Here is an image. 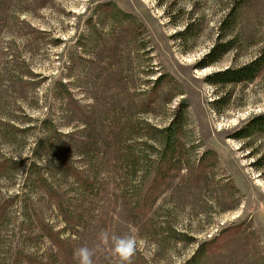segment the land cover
<instances>
[{
	"label": "rangeland",
	"instance_id": "1",
	"mask_svg": "<svg viewBox=\"0 0 264 264\" xmlns=\"http://www.w3.org/2000/svg\"><path fill=\"white\" fill-rule=\"evenodd\" d=\"M235 1L0 0V158L25 160L0 170V205L14 201L0 215V264H79L81 247L93 264H120L102 232L136 236L131 264H264V168L255 163L264 138L252 150L230 137L264 113V73L230 87L221 110L211 105L221 90L205 82L264 47V0L243 8L231 52L196 67ZM189 23L197 36L186 41ZM161 72L171 77L146 109ZM175 116L184 123L174 167L142 213L161 155L156 130ZM208 151L215 165L197 179Z\"/></svg>",
	"mask_w": 264,
	"mask_h": 264
},
{
	"label": "trees",
	"instance_id": "2",
	"mask_svg": "<svg viewBox=\"0 0 264 264\" xmlns=\"http://www.w3.org/2000/svg\"><path fill=\"white\" fill-rule=\"evenodd\" d=\"M249 1H257V0H237L235 1L231 7L229 8L228 13L226 14L225 18L221 21L220 30H222V34L219 40L214 44L213 48L205 55L203 59L196 65L197 68H206L207 66L217 64L220 60L229 52H231L235 48L236 40L229 39L231 33L234 31V26L236 25L237 20L241 17V12L243 8L248 5ZM103 9L105 11H110L111 18L114 21H127L125 16H122L120 13H115L113 9H111V4H104ZM107 11V12H108ZM195 24L189 23L187 24L183 31L180 33V36L186 41L190 39H194L197 36L196 32H193L192 29L194 28ZM189 37V39H188ZM190 42V41H189ZM264 73V47L260 50L257 56L253 58L249 63L235 66V67H227L221 69L220 71L213 72L208 74L205 78V82L213 85L217 90H221L222 95L215 99L211 105H213L216 109L222 108V104H226V107L229 106V101L232 98V93H230V87H236V85L243 84V85H250L255 80L260 78ZM28 76L31 77L33 73L31 71L27 72ZM170 74L166 72H161V74L157 77L156 80L149 81L148 87V98L146 101V105L144 107L151 108L152 104L157 100V98L162 93V89L164 85L169 81ZM228 88V89H227ZM225 89V90H223ZM227 89V90H226ZM72 99V98H71ZM171 99V98H169ZM69 100V99H68ZM73 100V99H72ZM75 103L78 102L75 100ZM188 103L187 101L181 100L178 104L177 111H181L184 108L187 109ZM221 110V109H220ZM183 123L180 116H175L169 124V126L163 128V130H156L157 133L162 136L161 147L158 148V151H161V155L157 158L156 162V173L151 180L150 184L144 190H141L139 195V209L142 213H146L144 210H149L147 206V202L150 199L157 196L158 191L162 188L165 184L166 175L171 169L174 167V160L176 159V154L179 152L178 147V138L179 134L182 133ZM263 137L264 138V113L256 114L252 116L251 120H249L245 125L241 126L237 129L230 137L236 140H241L243 143H248V147L252 150V142L255 137ZM54 145V144H53ZM52 145V146H53ZM154 149V147L152 146ZM156 149V148H155ZM160 154V153H159ZM215 160V156L211 152H206L203 154L197 164L196 169L194 170L193 175L199 179L200 175H198V171L200 172H208L210 168H212L215 164L213 161ZM264 155L260 157L255 163L259 165L260 168H264ZM25 163V160H18V159H11V158H0V170L5 169L7 167H12L14 170L19 169ZM259 163V164H258ZM173 165V167H171ZM72 169V168H71ZM73 175H76L79 178V174L77 169L73 168L72 171ZM83 176L82 180L88 181V177ZM203 177V174H202ZM158 190V191H157ZM154 201V199H153ZM14 201L12 199L6 200L2 202L0 205V215L3 210H6L9 205H11ZM148 208V209H147ZM59 235L58 233L56 234ZM49 237L55 239L52 232H49ZM184 235L178 236L179 239L183 238ZM58 243V242H56ZM60 243V242H59ZM207 246V244H206ZM206 249V248H204ZM201 251V250H200ZM199 253V252H198ZM197 253V254H198Z\"/></svg>",
	"mask_w": 264,
	"mask_h": 264
},
{
	"label": "clouds",
	"instance_id": "3",
	"mask_svg": "<svg viewBox=\"0 0 264 264\" xmlns=\"http://www.w3.org/2000/svg\"><path fill=\"white\" fill-rule=\"evenodd\" d=\"M100 238L105 243H111L112 252L119 258L120 264H131L132 257L137 251V238L134 234L116 236L102 232ZM74 255L78 257L79 264H93V253L87 247L79 248Z\"/></svg>",
	"mask_w": 264,
	"mask_h": 264
}]
</instances>
